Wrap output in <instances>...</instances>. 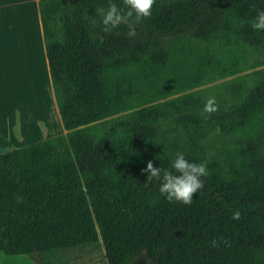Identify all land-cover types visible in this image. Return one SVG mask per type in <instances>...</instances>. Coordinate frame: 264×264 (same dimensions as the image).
Here are the masks:
<instances>
[{"label":"trees","instance_id":"16d2710c","mask_svg":"<svg viewBox=\"0 0 264 264\" xmlns=\"http://www.w3.org/2000/svg\"><path fill=\"white\" fill-rule=\"evenodd\" d=\"M122 0H39L46 55L67 133L22 147L0 134V252L34 264H76L98 250L106 264L146 253L155 264H264V67L255 83L229 85L235 99L204 111L188 93L143 104L137 77L163 71L171 40L223 39L239 54L224 75L264 64V32L251 27L264 0H155L152 16L104 31ZM134 31L135 35H129ZM237 135L224 152L202 141ZM184 151L209 175L191 205L159 196L143 171ZM239 213V219L234 214Z\"/></svg>","mask_w":264,"mask_h":264},{"label":"rangeland","instance_id":"374dc122","mask_svg":"<svg viewBox=\"0 0 264 264\" xmlns=\"http://www.w3.org/2000/svg\"><path fill=\"white\" fill-rule=\"evenodd\" d=\"M21 7L23 10L24 7ZM1 40L3 42H1ZM0 43V45H3V48L0 49V111L3 112L5 109L7 111L17 105L22 108V110L25 107L27 111L30 109L28 113L31 112L30 115H32L33 112L32 116L37 118H39L38 114H42L45 117L53 115L52 99L49 94L50 87L49 89H44L42 87L45 81L48 83L47 77L43 72L38 73L37 75L35 95H37V98L40 96L42 98H40L41 100L39 104L37 102L28 103L24 99H21L19 96L21 91L19 90L24 86V82L27 80L31 81L30 83H33L32 80L34 79L33 77L24 79L23 75H20V80L19 77L16 76V62L13 60L11 62L12 65L7 62L6 55L8 47L6 40L3 39L1 35ZM22 47H24V45H22ZM171 47L174 52L173 59L170 64L163 69V71L157 72L154 75H148L147 78L141 77L142 75L139 76L140 74L135 71L132 72L137 77L140 88L139 90L144 89L146 93V96L142 99L143 104L141 105L163 102L188 93H196L202 97L204 103L203 107L209 98H214L215 107L220 105L224 106L235 99L229 90V85L243 82V79L248 80L250 82V86L254 85L255 80L251 73L264 67V64L258 67H254L255 65L251 64L256 62V58L259 57L255 52H253L249 56L251 62L242 63L240 64L241 69L239 71L229 75H224L221 70H218V66L230 64L232 59L237 56L239 52L231 43L223 39H218L212 42H201L192 38H182L171 40ZM35 60H37V57ZM29 62L33 63L34 58H31ZM20 85H22V87H20ZM32 89L33 84L32 86L29 84L28 90L31 94L33 92ZM37 92L40 93V96L36 94ZM44 103H47L48 106L47 104L44 106ZM50 118L51 117L47 120ZM32 120L35 123L34 124L32 122L36 128L35 134L31 135V138L27 140L31 139L33 143L34 141L36 142L37 140L40 141V139H43V133L46 130L42 131L40 128L39 130L42 131L40 133L36 127V123H38L36 122L37 120L33 118ZM27 122L30 123L29 119ZM43 122H45L44 117ZM39 124H41V122ZM237 138L238 136L233 134L226 135L212 132L210 136L202 141V144L206 147H212V145L219 144L218 148L214 149L212 152L222 153L225 151L222 143L231 145L237 141ZM0 257L7 258L5 264H34L27 255H7L4 252H0ZM25 257L26 259H23ZM74 263L106 264V260L104 258V252L101 249L90 256H86L77 262L75 261ZM129 264L155 263L149 259L146 253H142Z\"/></svg>","mask_w":264,"mask_h":264},{"label":"crops","instance_id":"0c3cea01","mask_svg":"<svg viewBox=\"0 0 264 264\" xmlns=\"http://www.w3.org/2000/svg\"><path fill=\"white\" fill-rule=\"evenodd\" d=\"M21 6L24 7L23 10ZM0 35L7 43V62L11 65L13 60L16 62V76L19 77V79L20 75H23L24 79L31 77L34 79L32 80L33 83H30L31 81L27 80L24 82V86L27 87L23 86V88L22 85H20V87H22V89L19 90L21 91L19 93L21 99H24L28 103L37 102L39 104L42 98L39 95V92L36 94L40 97L37 98V95H35L37 75L38 73L43 72L48 79L49 85L45 81L42 87L44 89H49L50 87L49 94L52 99L53 115L49 116L51 117L49 120H47L49 117H45L42 114H38L39 118L33 117V119L38 122L36 123L37 129L39 130L41 128L42 131L46 130L43 133L44 137L42 138L47 139L67 133L57 106L53 86H51L52 81L46 55L39 0H0ZM1 42L3 41L1 40ZM22 45H24V47H22ZM1 48H3V45H0V49ZM36 57L37 60H35ZM31 58H34L33 63L29 62ZM29 84H31V86L33 84L32 94L29 93L28 90ZM23 110L16 105L14 108L7 111L6 109L3 110V112L0 111V134L8 138L14 147H21L30 142L32 143L31 139H27L35 134V123L30 125L27 122L26 107ZM43 117L45 122H43ZM29 121L30 123L34 122L32 121V116L29 118ZM40 122L41 124H39ZM42 131L39 130L40 133Z\"/></svg>","mask_w":264,"mask_h":264},{"label":"clouds","instance_id":"9594fccd","mask_svg":"<svg viewBox=\"0 0 264 264\" xmlns=\"http://www.w3.org/2000/svg\"><path fill=\"white\" fill-rule=\"evenodd\" d=\"M155 0H122V6L110 2L107 11L102 15L101 24L104 31L119 28L126 18H134L140 22L152 16ZM251 27L257 32H264V9L258 10L251 21ZM129 35H135L130 31ZM204 111H215V100L209 98ZM143 171L147 174L149 183L155 182L159 196L171 204L191 205L196 193L203 188V178L209 175L208 163L189 159L184 151L170 154L167 167L155 166L149 160ZM234 219H239V213L234 214ZM6 257H0V264H5ZM23 259H26L23 258Z\"/></svg>","mask_w":264,"mask_h":264},{"label":"water","instance_id":"95a60500","mask_svg":"<svg viewBox=\"0 0 264 264\" xmlns=\"http://www.w3.org/2000/svg\"><path fill=\"white\" fill-rule=\"evenodd\" d=\"M13 149V146H1L0 145V155L7 153Z\"/></svg>","mask_w":264,"mask_h":264},{"label":"bare ground","instance_id":"6f19581e","mask_svg":"<svg viewBox=\"0 0 264 264\" xmlns=\"http://www.w3.org/2000/svg\"><path fill=\"white\" fill-rule=\"evenodd\" d=\"M46 104H47V103H44V106H45ZM47 106H48V104H47ZM45 108H46V107H45ZM45 108H44V109H45ZM29 110H30V109H29ZM29 110H28V111L26 110V111H27V118H28V119L31 118V116L33 115V112H32V115H30L31 112L28 113ZM33 117H34V116H32V118H33ZM32 121H33V120H32ZM29 122H30V121H29ZM31 123H32V122H31ZM33 123H34V122H33ZM29 124H30V123H29ZM30 125H31V124H30Z\"/></svg>","mask_w":264,"mask_h":264}]
</instances>
